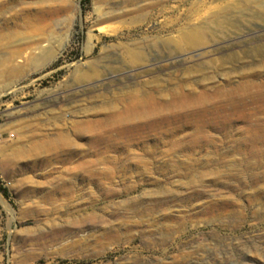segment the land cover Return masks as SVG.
<instances>
[{"label":"rangeland","instance_id":"rangeland-1","mask_svg":"<svg viewBox=\"0 0 264 264\" xmlns=\"http://www.w3.org/2000/svg\"><path fill=\"white\" fill-rule=\"evenodd\" d=\"M201 1L0 0V264H264V113L203 123L196 144L188 123L122 121L145 90L168 100V75L210 89L212 62L264 45L249 13L205 49L163 45ZM35 7L44 24L26 25ZM248 59L213 77L231 99L264 84Z\"/></svg>","mask_w":264,"mask_h":264},{"label":"bare ground","instance_id":"bare-ground-1","mask_svg":"<svg viewBox=\"0 0 264 264\" xmlns=\"http://www.w3.org/2000/svg\"><path fill=\"white\" fill-rule=\"evenodd\" d=\"M243 2L244 3H239L238 0H212L209 3L201 1V3L194 4L191 8L183 11L181 15L183 23L179 25L178 28L173 29L170 36L166 38L162 44L171 48L176 53H185L192 50L205 49L209 44L228 38L231 34L235 35L240 31L235 20H246L249 22V20L244 17L245 13L253 15L254 18H262L261 16H264V0H243ZM40 8L41 7L27 8L29 10L25 11V15L23 13L26 25L37 26V24L41 22L38 16L45 15L47 10L44 11ZM51 19L50 21L54 20ZM50 23L53 22H49L48 24ZM120 49V52L126 56V62L129 65L135 66L147 62L144 54L135 45L126 44L120 47ZM38 50L40 49L38 48ZM250 55L256 58L255 60H260L261 64L256 66V68L249 69L250 72H247L246 75H255L259 70L263 72L264 45L256 46L242 52L235 51L226 54L222 59L215 60L211 63L212 71H208L207 73L205 71V78L212 80L210 89L204 86L199 90L197 87L187 83V78H180L181 75H176V73L170 74L168 78L172 81L176 80L177 83L176 87L170 89V92L164 95V97H169L168 100L162 102L163 99L161 98V101L159 97L155 96V94L151 92V88L145 90V97L143 100L137 102L133 101L132 105L127 109V117L122 121L125 122V124L135 125L134 127L138 128L143 126L153 127L155 132L158 133H164L170 130L169 128L176 122L178 123V121L186 124L188 123L192 125L194 138L191 139L193 140L192 142L196 144L201 141V136L206 134L204 130L205 126L203 127L202 125L203 123L207 125L210 121H217L216 123L220 121L223 122L237 114H245L249 117L253 114L255 118L258 117L259 114L264 113V84L253 86L252 84L254 83L246 81L241 87V90L246 92H243L242 96L238 98L231 99L223 89L224 87L213 83V77L225 72L226 69H228L227 65L232 66L236 63L241 66V68L254 65V61L248 59ZM19 69L21 70L20 67ZM185 70L188 72L190 69L187 67ZM191 70H193V68ZM191 70L189 71L190 74ZM17 71L18 68H13L10 74H15ZM84 79L90 80L91 77L85 75ZM221 97L225 99L222 98V100ZM217 98L221 100L215 101ZM151 108L155 109V112L160 111L153 119H151L150 116ZM146 109H148V114L145 112ZM148 116L150 122L144 121V119H148ZM218 118L221 119L218 120ZM252 118H254V116H252ZM138 120H143V122ZM124 126L121 128L122 131ZM117 130H120V128H117ZM122 131H119L117 134L115 133V135L118 137ZM128 132L126 131V133ZM115 138H113V141ZM108 140H110V138Z\"/></svg>","mask_w":264,"mask_h":264},{"label":"trees","instance_id":"trees-1","mask_svg":"<svg viewBox=\"0 0 264 264\" xmlns=\"http://www.w3.org/2000/svg\"><path fill=\"white\" fill-rule=\"evenodd\" d=\"M0 190L3 192V194L6 196V191L2 188H0Z\"/></svg>","mask_w":264,"mask_h":264},{"label":"built area","instance_id":"built-area-1","mask_svg":"<svg viewBox=\"0 0 264 264\" xmlns=\"http://www.w3.org/2000/svg\"><path fill=\"white\" fill-rule=\"evenodd\" d=\"M2 140V135L0 134V141Z\"/></svg>","mask_w":264,"mask_h":264}]
</instances>
